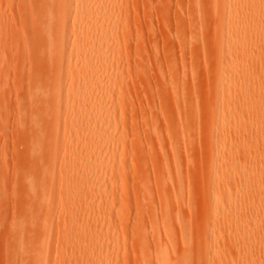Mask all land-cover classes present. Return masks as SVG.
I'll return each mask as SVG.
<instances>
[{
	"label": "bare ground",
	"instance_id": "6f19581e",
	"mask_svg": "<svg viewBox=\"0 0 264 264\" xmlns=\"http://www.w3.org/2000/svg\"><path fill=\"white\" fill-rule=\"evenodd\" d=\"M14 1L0 0V6L11 8ZM185 2L180 72L152 63L139 37L137 55L126 62L135 90L116 99L110 79L116 58L130 45L118 39L128 31L123 19L133 4L153 10L150 0H19L12 61L19 66L21 95L12 146L22 176L17 187L39 201L56 183L58 206L67 207L37 218L35 241L46 248L30 263L60 258L59 264H115L131 234L136 264H241L255 253L251 243L263 244L264 220L262 229L258 224L234 243L246 249L237 257L225 253L216 230L237 233L233 219L264 210V0ZM2 18L0 24L14 22ZM151 26L146 17L152 39ZM44 45L56 51L48 62ZM76 70L81 85L67 89ZM153 76L167 80L165 86L154 89ZM145 94L153 107L150 115L144 106L148 116L140 119L136 104ZM130 179L131 194L143 202L134 208L149 227L134 225L129 234L123 224L131 208ZM108 199L122 211L109 212ZM52 228L82 232L72 243L54 240ZM26 259L13 264H30Z\"/></svg>",
	"mask_w": 264,
	"mask_h": 264
},
{
	"label": "rangeland",
	"instance_id": "374dc122",
	"mask_svg": "<svg viewBox=\"0 0 264 264\" xmlns=\"http://www.w3.org/2000/svg\"><path fill=\"white\" fill-rule=\"evenodd\" d=\"M150 3L152 4L153 10L148 12L153 17H151L148 12H144L143 6L141 4H133L130 9L131 12L129 17H127V19H123V22L128 23V31L126 35H123V33L120 32L118 39L121 42L127 39V41H130V45L126 53H123L120 58H116L117 60L113 68L115 75L110 79V83L113 87L116 99L118 94L120 93L123 94V92L127 91L132 93V91L135 90L133 81L129 78V71L128 67L126 66V62L127 60L130 61L137 55V50L133 47V44L136 43L139 37H142L144 40L148 58L157 66L162 67L163 69L165 67L164 71H166L167 68H170L174 72H180V64L182 63V61L186 60V55L184 54V52H180V50L178 49L179 34L188 31L187 26V31L185 29V10L187 9V7L185 6V0H150ZM18 5L19 0H15L11 8H7L4 2L1 3L0 6V19H3L2 16H5V14L7 15V18L12 17L15 19L12 20L14 21L13 24L12 22L8 23L7 25L0 24V264H13L23 256L27 258L26 260H28L29 263L33 262V260L39 255L40 251L46 248V246L43 245V243L39 239L37 240V242L35 241L38 238L36 229L34 228V225H36L37 222V218H39L42 214L48 216L49 213L59 212L62 209H65V211H67V207L64 206L62 208L58 206V190L56 183L52 184L51 192H49L50 194L42 195L41 198H38L39 201L34 200L33 194L31 192L17 187L18 179L22 178V176L16 164L15 152L12 146L16 138V113L17 108L20 104L21 95L16 92L18 88L16 73L19 70V66H16V63L14 62L12 64V61L16 57L15 55L17 53L16 45L18 43L17 41L19 40L17 31H20L17 22V13L19 8ZM176 5L178 7H176ZM179 5L181 8L179 7ZM180 10H182L185 15ZM180 15H182L183 17ZM146 17L151 20V27L152 29H154L152 39L149 38L147 28L145 27ZM128 19L129 21H127ZM53 41L55 42L56 40L53 39ZM41 50L43 51L42 57L45 62H48L49 59H53V57H55L56 55V51H49V46L44 45L42 46ZM37 53H39V50L37 52H33L32 54L36 55ZM199 56L200 59L204 58L203 54H200ZM24 71L27 75L28 68H24ZM72 75L73 79L70 82V85L67 86V89H76V87L81 85V75L79 71L76 70ZM203 76L201 75L200 77L201 81H203ZM41 77L43 79L42 75ZM41 77L39 76V78ZM151 79L155 80L151 82L153 84V88L162 87V85L167 82V80H163L160 76H157L155 78L151 77ZM161 90L162 89L160 88L159 91L161 92ZM149 91L147 92V94L149 93ZM147 94H145L146 101L144 100L145 98L143 100L148 106L145 105L143 100L142 103H140V101L136 105L141 106L142 104V107H149L147 111L148 114H150L149 109L151 108V106L153 107V101L151 100L152 98L148 99L149 94V97H151V92L148 95ZM150 101L152 105L150 104ZM157 105L159 104L157 103L156 106ZM140 106H138V109H140ZM145 107L143 109H140L143 111H138L137 109L140 119L141 116H148L146 114L147 112H145V110L147 109H145ZM169 112L172 113L171 110ZM143 113H145L146 115ZM150 117L147 119L151 120L153 118V116L151 118ZM125 126L127 128H130L129 119L125 123ZM160 126L163 127V125ZM120 132H124L125 136H127L128 133H131L130 130L119 131L118 133ZM62 138L63 135L60 134V139ZM19 150H21V148ZM55 165L57 169L60 168L59 163H55ZM130 168V163H127V169L129 171ZM127 189L130 191L131 208L125 213V215L127 216V221L125 222V225L123 224V227L126 229V233L130 234L133 233V228L135 226L146 228V226L149 227V225L144 219H141L140 215L142 213L136 212V204L134 203H137V205H139L140 203L143 204V202H139L138 204V202H136L139 200L138 196L136 197V194L133 195L135 192L131 194V179L129 180ZM108 201L109 207L111 209L109 212L117 214L122 211L120 205L117 202L111 203V199H108ZM139 201H142L141 196ZM37 205H39V210ZM37 210L38 212L36 213ZM71 219V217L66 216L65 218H63V220L67 222H70ZM196 220L197 218H195V221ZM233 220V223L231 224L232 230L240 227V230L237 233L232 232L233 234H229L228 232H226V229L222 227L216 230V234H218L217 236L223 237L224 241L222 248L224 249L225 253L229 256L231 255L233 257H237L238 249L241 251H245L246 249L242 248V243H240V246L234 243L241 242L250 228L254 229L258 224L259 229L261 228L262 225L260 224V222L264 220V210H252L251 215L248 217V219H243V221H240V219ZM17 228L19 229V232L15 233V230ZM196 230L195 231L200 234V230ZM80 232H82L80 229L73 230L69 228H52L50 234L52 235L54 240L66 237L69 241L75 243L77 240V235ZM90 232L91 230H88L85 233L90 234ZM261 234L262 235L260 240L263 244L251 243V247L255 250L257 256L255 253H250L249 258H247L248 260H244L243 258L241 259V264H264V228ZM119 236L121 237L120 233ZM131 236L132 234L130 235V238ZM14 238H17V243L15 244H13ZM121 238L123 241V237ZM130 238H127L124 251L120 254V257L118 260H116L115 264H136L135 260L136 258H138V254L134 250L133 243ZM47 247L50 251L54 250V245L52 244L48 245ZM151 253L152 251H149V254ZM66 254L67 253L64 252L62 255L65 256ZM259 255H261V260L258 259ZM59 262L60 258L56 259V261H53V259H49L46 261L47 264H59Z\"/></svg>",
	"mask_w": 264,
	"mask_h": 264
}]
</instances>
